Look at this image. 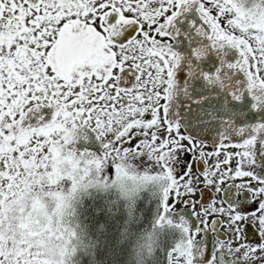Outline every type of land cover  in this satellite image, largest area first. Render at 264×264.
Returning <instances> with one entry per match:
<instances>
[{"label": "snow or ice", "instance_id": "obj_1", "mask_svg": "<svg viewBox=\"0 0 264 264\" xmlns=\"http://www.w3.org/2000/svg\"><path fill=\"white\" fill-rule=\"evenodd\" d=\"M0 264H264V0H0Z\"/></svg>", "mask_w": 264, "mask_h": 264}]
</instances>
